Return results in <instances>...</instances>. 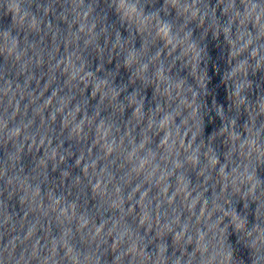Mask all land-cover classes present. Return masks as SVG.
Returning a JSON list of instances; mask_svg holds the SVG:
<instances>
[{
  "label": "clouds",
  "instance_id": "9594fccd",
  "mask_svg": "<svg viewBox=\"0 0 264 264\" xmlns=\"http://www.w3.org/2000/svg\"><path fill=\"white\" fill-rule=\"evenodd\" d=\"M0 264H264V0H0Z\"/></svg>",
  "mask_w": 264,
  "mask_h": 264
}]
</instances>
